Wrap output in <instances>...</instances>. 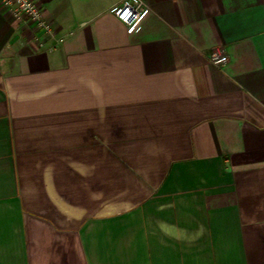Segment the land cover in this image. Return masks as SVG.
Returning <instances> with one entry per match:
<instances>
[{"label": "crops", "instance_id": "0c3cea01", "mask_svg": "<svg viewBox=\"0 0 264 264\" xmlns=\"http://www.w3.org/2000/svg\"><path fill=\"white\" fill-rule=\"evenodd\" d=\"M36 1L52 52L0 5V264H264V0Z\"/></svg>", "mask_w": 264, "mask_h": 264}, {"label": "built area", "instance_id": "2783aa9c", "mask_svg": "<svg viewBox=\"0 0 264 264\" xmlns=\"http://www.w3.org/2000/svg\"><path fill=\"white\" fill-rule=\"evenodd\" d=\"M0 5L10 10L16 20L29 23L33 32H35V38L39 35H45L52 39L53 43L48 46L43 41H38L39 48L52 52L57 44H61L65 40V36H56L53 26L45 20L41 5L36 0H0ZM150 11V7L144 0H123L113 10V14L119 22L131 31L138 32L142 20ZM209 60L213 65L219 67L227 61V57L212 52L209 55Z\"/></svg>", "mask_w": 264, "mask_h": 264}]
</instances>
